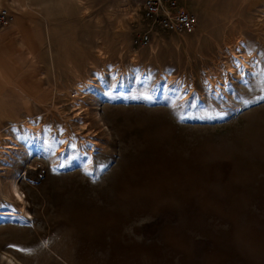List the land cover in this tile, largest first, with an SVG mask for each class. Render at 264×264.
Listing matches in <instances>:
<instances>
[{
    "label": "rangeland",
    "instance_id": "obj_1",
    "mask_svg": "<svg viewBox=\"0 0 264 264\" xmlns=\"http://www.w3.org/2000/svg\"><path fill=\"white\" fill-rule=\"evenodd\" d=\"M143 2L92 0L83 20L65 21L86 50L56 69L53 100L0 130L1 141L15 139L11 170L32 216L0 223V264L3 254L18 264H264V8L222 4L226 20L199 21L190 34L155 26L144 44ZM240 48L249 68L233 76L227 64L240 62ZM79 79L96 86L101 114L85 133L70 99ZM27 120L46 150L29 146ZM89 153L92 172L81 165ZM12 207L0 193V210Z\"/></svg>",
    "mask_w": 264,
    "mask_h": 264
},
{
    "label": "crops",
    "instance_id": "obj_2",
    "mask_svg": "<svg viewBox=\"0 0 264 264\" xmlns=\"http://www.w3.org/2000/svg\"><path fill=\"white\" fill-rule=\"evenodd\" d=\"M176 2L177 9L198 18V26L199 21L226 20L230 13H220L216 7L222 4H233L248 12L264 8V0ZM0 3L13 15L10 26L0 31V112L8 114L0 119L1 130L14 121H9L10 118L19 121L54 99L56 69L66 70V56L86 50V40H81L77 29L65 21L83 20L92 0H0ZM206 26L210 27L209 23ZM15 240L13 236L12 241ZM7 248L14 252L7 251L9 254L17 253L13 247Z\"/></svg>",
    "mask_w": 264,
    "mask_h": 264
},
{
    "label": "bare ground",
    "instance_id": "obj_3",
    "mask_svg": "<svg viewBox=\"0 0 264 264\" xmlns=\"http://www.w3.org/2000/svg\"><path fill=\"white\" fill-rule=\"evenodd\" d=\"M240 45V44H239ZM243 55L240 59V62L238 64L235 63H228L227 68L228 72L232 74L233 76H238L241 74L242 69L249 68V53L247 50L243 51ZM239 55V54H238ZM245 73V72H244ZM250 73V72H249ZM231 76V75H230ZM101 76L96 78L94 81L98 83L99 86H101ZM227 78H221L219 82L220 84V91L222 96H226L229 92L228 84H227ZM212 85H216L217 83L214 81H210ZM96 84V83H95ZM166 85L168 83L166 82ZM214 85V86H215ZM98 87V86H97ZM96 86L91 83H85L81 79L77 80L74 85V91L71 94L70 99L72 98V108L74 109L73 112V118L76 119V125L78 126L77 131L85 133L89 130V118L93 120L94 122L101 124V114L100 109L97 106V103L94 96V89ZM177 90V89H176ZM179 91V90H177ZM178 94V95H177ZM175 96L177 98V102L180 104H183L185 99H187L186 95H183V93H177ZM186 94V93H185ZM94 103L95 108L91 112V110L87 107V102ZM25 131L28 134V140H29V146L31 148H35V146H39L41 150H46L48 139L46 140V135L44 131L40 128L41 126H38L36 123H33L31 120L25 121ZM103 130L102 134L106 137H109V134L107 129H104V125L102 124ZM16 128V127H15ZM10 129V128H8ZM15 131L18 133V129L16 128ZM66 135V132H65ZM6 138H4L2 141L0 140V193L2 194V197L12 202L13 207L17 208V212L14 211V208H10L9 210H0V223H4L5 219L7 217H19V216H27L32 217L30 215V212L28 211V203L26 200V196L24 192L22 191L21 185L18 181V178L12 173V165L15 163V153L14 151L17 150V148L14 145L15 139H13V135L11 131L5 135ZM57 142L59 144V148L53 153L52 157V163L53 166L59 170L62 160L65 158L66 152L68 150V136L61 135L60 137H57ZM56 140V139H55ZM81 140H79L80 142ZM83 149H86V143L81 142L79 143ZM97 145V148L100 149L101 144L99 142L95 143ZM39 148V149H40ZM26 151V150H25ZM92 156L91 153L86 154L84 159L82 160L81 165L88 170L89 172H92ZM34 171V170H33ZM3 173V174H1ZM32 171L29 170L28 173L30 174ZM6 175V183H3V178ZM5 258H1L3 261H5L6 264H18L16 259L8 254H3ZM2 261V262H3Z\"/></svg>",
    "mask_w": 264,
    "mask_h": 264
},
{
    "label": "built area",
    "instance_id": "obj_4",
    "mask_svg": "<svg viewBox=\"0 0 264 264\" xmlns=\"http://www.w3.org/2000/svg\"><path fill=\"white\" fill-rule=\"evenodd\" d=\"M143 18L149 24L142 37L144 44L150 43L155 26L168 33L190 34L198 25L194 14L177 9L176 0H144ZM12 21L13 15L0 3V31L8 28Z\"/></svg>",
    "mask_w": 264,
    "mask_h": 264
}]
</instances>
